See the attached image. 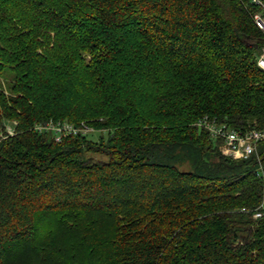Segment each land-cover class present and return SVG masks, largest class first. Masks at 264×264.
I'll use <instances>...</instances> for the list:
<instances>
[{
	"label": "trees",
	"instance_id": "16d2710c",
	"mask_svg": "<svg viewBox=\"0 0 264 264\" xmlns=\"http://www.w3.org/2000/svg\"><path fill=\"white\" fill-rule=\"evenodd\" d=\"M258 10L0 0V264H264V141L234 159L196 125L264 128Z\"/></svg>",
	"mask_w": 264,
	"mask_h": 264
},
{
	"label": "built area",
	"instance_id": "2783aa9c",
	"mask_svg": "<svg viewBox=\"0 0 264 264\" xmlns=\"http://www.w3.org/2000/svg\"><path fill=\"white\" fill-rule=\"evenodd\" d=\"M252 2L259 8L254 15V22L259 30L264 33V2L263 0H252ZM257 64L264 70V47L257 59ZM196 125L207 130L212 138L222 140L223 143L220 146L222 153L234 159L249 158L256 153L258 143L264 141V128H252L241 131L209 117L201 118ZM34 129L39 134L52 132L57 142H61L67 136H88L98 131L88 124L75 125L68 121L55 120L37 123ZM7 130L10 135L15 133L11 126ZM261 215V212H257L255 217H260Z\"/></svg>",
	"mask_w": 264,
	"mask_h": 264
},
{
	"label": "rangeland",
	"instance_id": "374dc122",
	"mask_svg": "<svg viewBox=\"0 0 264 264\" xmlns=\"http://www.w3.org/2000/svg\"><path fill=\"white\" fill-rule=\"evenodd\" d=\"M81 123H84V124H87L85 122H81ZM81 125V124H80ZM92 127V126H91ZM94 128V127H92ZM95 129V128H94ZM97 130V129H96ZM107 131L106 130H98L90 135H88V138L91 139V140H95V141H98L100 136L103 135L105 138H107ZM86 156L88 157H92V158H95L97 160H107V157L106 156H103V155H100V154H96V153H92V152H88L86 154Z\"/></svg>",
	"mask_w": 264,
	"mask_h": 264
}]
</instances>
